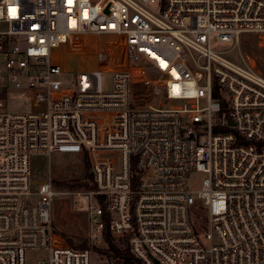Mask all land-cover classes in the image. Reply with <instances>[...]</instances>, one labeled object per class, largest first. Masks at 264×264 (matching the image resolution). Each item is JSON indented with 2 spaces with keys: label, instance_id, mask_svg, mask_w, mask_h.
<instances>
[{
  "label": "built area",
  "instance_id": "2783aa9c",
  "mask_svg": "<svg viewBox=\"0 0 264 264\" xmlns=\"http://www.w3.org/2000/svg\"><path fill=\"white\" fill-rule=\"evenodd\" d=\"M247 34L264 36V0H0V108L23 90L42 105L0 113V264H119L106 224L131 264H264V75L225 56ZM61 44L96 66L50 63ZM53 152L86 161L90 188L35 181L31 156ZM58 196L86 247L53 226Z\"/></svg>",
  "mask_w": 264,
  "mask_h": 264
},
{
  "label": "rangeland",
  "instance_id": "374dc122",
  "mask_svg": "<svg viewBox=\"0 0 264 264\" xmlns=\"http://www.w3.org/2000/svg\"><path fill=\"white\" fill-rule=\"evenodd\" d=\"M211 45L219 50H227L233 46V42L212 40ZM88 46L91 50L93 49L92 39H90ZM238 50L253 59L256 68L264 75V36L244 35L238 47L229 51L225 56L232 60H237L239 58ZM48 61L50 63H59L66 69H93L96 66L94 56L91 53L85 56L70 54L63 44L51 49ZM43 65H46V63ZM3 103L0 113H25L42 109V105L26 90L8 92L3 98ZM171 103L176 102L171 101ZM107 156L116 157L113 153H108ZM30 167L35 181L52 177L53 180L57 181L88 183L91 179L90 173L86 171L88 169L86 161H81L77 155L72 153L53 152L49 156L34 154L30 158ZM88 173L90 176L87 178ZM203 178V173L194 172L190 175L189 183L192 186H196ZM35 187L37 185L33 186L32 189H35ZM92 203L96 204L95 201H92ZM51 219L53 226L62 235L67 236L73 246L78 247L81 241L85 239L87 234L86 214L71 208V198L69 196H58L55 198L52 204ZM191 220L196 233L199 237H202L204 232L208 230L205 212L191 210ZM44 256V250H29L26 252L25 264H37V260Z\"/></svg>",
  "mask_w": 264,
  "mask_h": 264
},
{
  "label": "trees",
  "instance_id": "16d2710c",
  "mask_svg": "<svg viewBox=\"0 0 264 264\" xmlns=\"http://www.w3.org/2000/svg\"><path fill=\"white\" fill-rule=\"evenodd\" d=\"M86 171L89 172L88 169ZM87 175H88L87 176V178H88L90 175H89V173ZM53 184L57 188L58 187H61V188L64 187V188H69V189H76V188H87L88 189V188H90L89 183H85V182L72 183L71 181L65 182L64 180H62V181L53 180ZM104 236H105V240H106L107 245H108L107 249H105V253L109 256L117 258L120 261L119 264H131V262L133 260V256L130 254L127 247L119 248L116 245L114 238L109 233L108 224H106V226H105ZM65 237H66L67 241L72 245L73 243L71 242V240L67 236H65ZM86 245H87V241H86V239H83L81 241V243L78 245V247L82 248V247H86Z\"/></svg>",
  "mask_w": 264,
  "mask_h": 264
}]
</instances>
